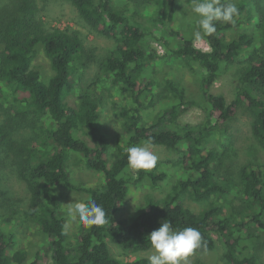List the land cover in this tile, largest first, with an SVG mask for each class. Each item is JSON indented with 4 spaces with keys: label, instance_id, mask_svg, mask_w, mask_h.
Here are the masks:
<instances>
[{
    "label": "trees",
    "instance_id": "16d2710c",
    "mask_svg": "<svg viewBox=\"0 0 264 264\" xmlns=\"http://www.w3.org/2000/svg\"><path fill=\"white\" fill-rule=\"evenodd\" d=\"M66 1L76 8L83 27L115 43L97 61L98 74L87 88L80 85L78 72L95 56L82 33L48 27L38 0H0V264L27 261L28 252L18 248L13 230L20 217L36 223L47 237L52 264H148L144 257L126 262L112 256L108 241L125 253L148 251L152 246L146 237L165 219L177 230L199 229V254L215 249L216 234L225 264H261L251 244L264 237V164L242 165L235 178L222 175L221 167L234 154L233 136L225 126L241 107L252 113V135L264 150V0H234L239 9L235 25L217 23L216 33L204 36L210 51L174 29L180 0H135L154 9L145 28L133 23L117 0ZM229 32L234 33L230 40ZM147 39L162 46L169 62L183 61L202 71L205 114L200 123L180 121L191 105L186 88L172 73L158 70L161 60L149 50ZM40 50L50 60L48 80L33 67ZM237 62L242 67L235 96L228 102L213 87L225 67ZM104 84L121 98L113 103L120 121L115 145L100 127ZM156 108L151 117L149 111ZM140 144L180 152L181 166L164 199L147 194L145 210L121 221L116 213L130 187L157 189L170 176L158 167L131 174L126 149ZM71 164L99 173L102 184L74 182ZM6 172L25 185L22 210L25 200L4 188ZM60 186L86 193L106 212L103 225L82 226L74 246L68 240L67 219L59 213L55 191ZM187 196L203 205L202 211L188 209ZM29 264H44L40 251Z\"/></svg>",
    "mask_w": 264,
    "mask_h": 264
},
{
    "label": "rangeland",
    "instance_id": "374dc122",
    "mask_svg": "<svg viewBox=\"0 0 264 264\" xmlns=\"http://www.w3.org/2000/svg\"><path fill=\"white\" fill-rule=\"evenodd\" d=\"M142 1V0H139ZM41 12V18L50 28H72L82 33L85 40V45L95 56L89 62L88 67L82 73L78 72V77H81L80 85L87 88L98 74L97 61L109 54L110 50L114 48V41L105 37L95 35L89 32L88 29L83 27L76 8L71 2L66 0H38ZM140 3V2H139ZM117 7L122 10L133 23L141 25L143 28L149 27V19L154 16L153 7L147 8L145 6H138L135 0H117ZM196 17L191 13L190 0H181L176 15V23L174 29L177 32L187 34L191 37L195 46L204 51H210L208 43L205 41L204 36L202 39L196 41L194 38V31L196 30ZM234 33H228L227 39L230 40ZM149 50H155L157 57L161 60L158 67L162 73H172L186 88L188 99L191 102L190 107L184 112L180 121L182 123L198 124L200 123L205 114V103L201 98L199 79L203 75L202 71L193 64H187L183 61L173 60L169 62V57H166V52L163 51L156 41L150 39L145 43ZM33 67L39 71L45 80H48L52 75L50 60L44 51L40 50L34 58ZM242 64L237 62L233 65L225 67L223 73L220 75L213 87V92L222 94L230 102L236 93V78L239 75ZM160 87L163 78H159ZM79 87V86H78ZM104 95V109L101 114L100 127L101 131L111 139L113 145L119 136L120 121L116 116V111L113 103L120 102V94L116 89L111 88L109 85H103ZM74 97H72V100ZM156 110H150L151 117L155 115ZM252 113L245 107H241L237 115L228 123L227 131L233 136L234 140V154L233 158H226L221 167V173L224 176L235 178L239 168L242 165L252 163L257 165L264 164V150L258 141L253 137L251 131ZM18 138L22 136L17 134ZM158 156L157 166L160 170L168 172L170 175L166 182H161L160 188L152 189L147 184L133 186L129 188L128 197L124 206L116 213V217L121 221H127L139 215L146 208L145 196L147 194L153 195L156 199H164L170 192L171 186L175 183L177 172L181 166V153L168 149L162 146H149L145 145ZM72 180L77 183H83L88 187H98L102 184V176L88 169L83 164H71L69 167ZM139 170L131 169L132 175L136 176ZM8 173V174H7ZM1 186L0 188H2ZM7 187L14 192V195L26 199L25 185L17 178L14 173L6 172V181L4 188ZM8 192V190H6ZM56 194L59 200V213L66 217L65 209L68 203L75 200L87 201L89 196L86 193L71 191L67 188L60 186L56 188ZM185 206L198 214L203 209V205L196 203L189 196L184 199ZM235 205L239 204L236 200ZM26 207V200L21 204V210ZM67 219V217H66ZM82 224L77 222L68 223L66 232L68 240L71 245H75L76 237ZM14 232L17 234L18 248L27 250L28 258L24 264L34 258L37 251H40V256L44 264L51 263V251L47 237L40 231L36 223L31 220L20 217L14 221ZM216 240L215 249L209 253L199 254L194 252L187 261V264H225L224 248L218 236L213 234ZM110 252L112 256L122 259L126 262L135 260L137 257L147 258L154 254L153 249L139 253H125L120 246L108 241ZM251 244V243H250ZM251 253L254 254L264 264V237L256 239L251 244Z\"/></svg>",
    "mask_w": 264,
    "mask_h": 264
},
{
    "label": "clouds",
    "instance_id": "9594fccd",
    "mask_svg": "<svg viewBox=\"0 0 264 264\" xmlns=\"http://www.w3.org/2000/svg\"><path fill=\"white\" fill-rule=\"evenodd\" d=\"M183 3V0H181ZM191 13L196 17V41L211 36L217 31V23L235 25L239 9L234 0H190ZM128 167L133 170H151L157 166L158 156L143 144L126 149ZM67 223L77 222L85 227L99 226L106 222L105 209L94 200H75L62 209ZM146 239L150 241L154 254L148 257V264H187L188 258L199 248L203 239L199 229L186 226L174 229L170 220H163Z\"/></svg>",
    "mask_w": 264,
    "mask_h": 264
},
{
    "label": "built area",
    "instance_id": "2783aa9c",
    "mask_svg": "<svg viewBox=\"0 0 264 264\" xmlns=\"http://www.w3.org/2000/svg\"><path fill=\"white\" fill-rule=\"evenodd\" d=\"M160 47H161V49L163 50L162 46H160Z\"/></svg>",
    "mask_w": 264,
    "mask_h": 264
}]
</instances>
